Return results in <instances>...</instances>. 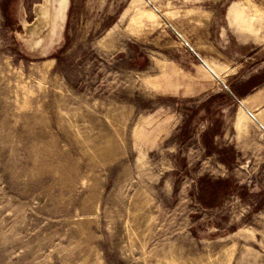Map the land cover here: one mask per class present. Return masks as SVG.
<instances>
[{
	"label": "rangeland",
	"instance_id": "rangeland-1",
	"mask_svg": "<svg viewBox=\"0 0 264 264\" xmlns=\"http://www.w3.org/2000/svg\"><path fill=\"white\" fill-rule=\"evenodd\" d=\"M0 264H264V0H0Z\"/></svg>",
	"mask_w": 264,
	"mask_h": 264
},
{
	"label": "crops",
	"instance_id": "crops-1",
	"mask_svg": "<svg viewBox=\"0 0 264 264\" xmlns=\"http://www.w3.org/2000/svg\"><path fill=\"white\" fill-rule=\"evenodd\" d=\"M249 96H251V95H248L246 97H249ZM246 97H244V98H246ZM244 98H241V102H242V100ZM253 105L254 104H251V106L243 104V106L246 107V108L247 107H252ZM222 131H223V136L225 137V133H226L227 130L224 129L223 127H221V132ZM217 133H220V131L217 132ZM217 133H214L213 136L210 137L212 146H214L213 144H216L217 140L220 138V134H217ZM228 144L231 145L230 143H228ZM228 144L226 143L223 146L218 144L217 147L220 149V150H218V153L209 152L208 155L205 156V158L206 159H229V158H231V159H240V156H239L238 152H242L241 145H238V146L236 144L232 145L233 146L232 147L233 148V155L231 157V156H229V152L226 151L227 150L226 148H227ZM211 145H209V146H211ZM202 147H204V144H203ZM229 150H230V148H229Z\"/></svg>",
	"mask_w": 264,
	"mask_h": 264
},
{
	"label": "bare ground",
	"instance_id": "bare-ground-1",
	"mask_svg": "<svg viewBox=\"0 0 264 264\" xmlns=\"http://www.w3.org/2000/svg\"><path fill=\"white\" fill-rule=\"evenodd\" d=\"M136 2V0H134V3Z\"/></svg>",
	"mask_w": 264,
	"mask_h": 264
}]
</instances>
